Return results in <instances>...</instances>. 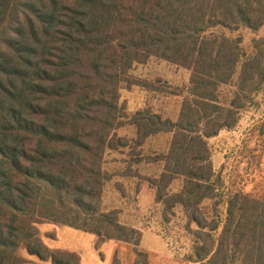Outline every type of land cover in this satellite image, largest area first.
I'll use <instances>...</instances> for the list:
<instances>
[{
  "label": "trees",
  "instance_id": "obj_1",
  "mask_svg": "<svg viewBox=\"0 0 264 264\" xmlns=\"http://www.w3.org/2000/svg\"><path fill=\"white\" fill-rule=\"evenodd\" d=\"M263 25L264 0H0V264H32L19 250L81 264L50 250L41 224L138 247L142 232L102 207L112 154L128 171L162 166L147 181L164 222L183 208L200 264H264V196L234 194L224 221L203 207L220 181L209 140L264 87V38L247 52L228 34ZM152 58L191 75L177 121L121 104L123 90L152 89L132 74ZM127 127L134 138L119 135ZM159 135L169 150L145 156Z\"/></svg>",
  "mask_w": 264,
  "mask_h": 264
},
{
  "label": "rangeland",
  "instance_id": "obj_2",
  "mask_svg": "<svg viewBox=\"0 0 264 264\" xmlns=\"http://www.w3.org/2000/svg\"><path fill=\"white\" fill-rule=\"evenodd\" d=\"M242 38V48L249 52L254 39L264 38V25L259 31L242 29L228 34ZM136 79L151 84L150 90L135 86L123 90L121 104L131 115L151 109L165 118L177 121L182 105V96L190 84V73L178 66L152 58L146 64L136 65L132 71ZM121 136L135 137L132 127L119 132ZM171 138L159 135L146 142L145 156L165 154ZM211 157L219 178L217 198L204 204L205 213L216 204L220 220L226 218V202L234 194L243 192L254 197L264 196V87L253 101L247 102L240 114L237 126L221 131L209 140ZM123 156L112 154L109 168L116 177L107 185L103 195V209L116 211L121 224L134 227L143 234L138 247L133 244L102 241L99 237L66 226L41 224L40 238L52 251L63 250L75 253L81 264H200L193 253L194 237L188 230L187 217L178 205L169 223L163 221V207L155 201V191L147 181L162 173L158 164L135 165L128 171L122 164ZM119 171V172H116ZM127 175V176H124ZM180 188V183L174 185ZM195 230V225L190 226ZM220 231V230H219ZM218 236V234H217ZM19 257L32 264L43 263L19 250Z\"/></svg>",
  "mask_w": 264,
  "mask_h": 264
}]
</instances>
